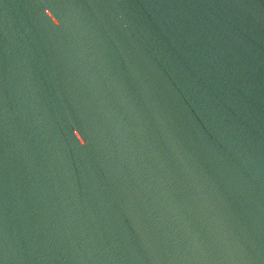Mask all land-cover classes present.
<instances>
[{"label": "water", "instance_id": "obj_1", "mask_svg": "<svg viewBox=\"0 0 264 264\" xmlns=\"http://www.w3.org/2000/svg\"><path fill=\"white\" fill-rule=\"evenodd\" d=\"M0 264H264V0H0Z\"/></svg>", "mask_w": 264, "mask_h": 264}]
</instances>
